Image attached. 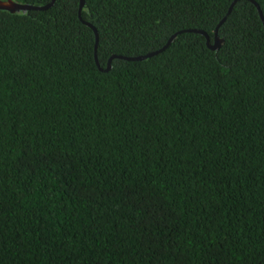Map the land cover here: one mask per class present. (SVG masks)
Instances as JSON below:
<instances>
[{
    "label": "trees",
    "instance_id": "obj_1",
    "mask_svg": "<svg viewBox=\"0 0 264 264\" xmlns=\"http://www.w3.org/2000/svg\"><path fill=\"white\" fill-rule=\"evenodd\" d=\"M83 1L0 9V264H264V0Z\"/></svg>",
    "mask_w": 264,
    "mask_h": 264
},
{
    "label": "water",
    "instance_id": "obj_2",
    "mask_svg": "<svg viewBox=\"0 0 264 264\" xmlns=\"http://www.w3.org/2000/svg\"><path fill=\"white\" fill-rule=\"evenodd\" d=\"M251 1H252V0H251ZM54 2H55V0H52V2H50L49 4H47V5H45V6H32V5H22V4H18V3H16V2H14L13 0H0V9H1V10H6V11L11 12V13H26V12H28V11L46 10V9L50 8V7L54 4ZM252 2H254V1H252ZM235 3H236V2H234V4H235ZM254 3H255V2H254ZM234 4H233V5H234ZM83 5H84V1L81 0V9H82ZM256 5H257V4H256ZM232 7H233V6H232ZM232 7L230 8V12H229V13H231V11H232ZM257 7H258V10H259V12H260V14H261V16H262V13H261L260 7H259L258 5H257ZM80 12H81V10H80ZM262 18H263V16H262ZM224 21H225V19L221 22V24H222ZM221 24H220V25H221ZM89 25H90V24H89ZM90 26H91V25H90ZM91 27H92V26H91ZM94 31L96 32L95 29H94ZM196 32L201 33V34H203V35L206 36V38H207V40H208V41H207V44H208V46H209L211 49L215 50V49H218V48H219L220 41H219L218 39H217V41H216V43H215L214 45H211L208 36H207L204 32H202V31H196ZM96 34H97V32H96ZM176 37H177V34H176L175 36H173V37L169 40L168 44H167L162 50H160V51L153 52V53H150V54H147V55H144V56H139V57H133V58L119 57V58H122V59H125V60H128V61H142V60H145V59L150 58V57H152V56H155V55L159 54L160 52H162L163 50H165V49H166V48L172 43V41H173ZM96 59H97V56H96ZM110 68H111V65H109V67L107 68L106 71H109Z\"/></svg>",
    "mask_w": 264,
    "mask_h": 264
}]
</instances>
